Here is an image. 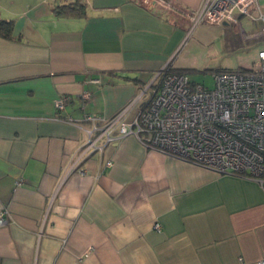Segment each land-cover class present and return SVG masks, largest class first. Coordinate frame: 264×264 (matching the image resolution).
Masks as SVG:
<instances>
[{
	"label": "crops",
	"instance_id": "obj_1",
	"mask_svg": "<svg viewBox=\"0 0 264 264\" xmlns=\"http://www.w3.org/2000/svg\"><path fill=\"white\" fill-rule=\"evenodd\" d=\"M68 1L0 0V19L13 21L11 36H0V264H259L264 183L132 134L98 139L101 148L81 156L85 113L116 116L165 64L188 72L174 60L188 23L132 0H82L84 16L54 13ZM173 1L196 10L205 0ZM227 25L239 49L228 23L192 31L205 39ZM63 96L71 99L58 109Z\"/></svg>",
	"mask_w": 264,
	"mask_h": 264
},
{
	"label": "built area",
	"instance_id": "obj_2",
	"mask_svg": "<svg viewBox=\"0 0 264 264\" xmlns=\"http://www.w3.org/2000/svg\"><path fill=\"white\" fill-rule=\"evenodd\" d=\"M132 1L144 8L155 3L165 6L188 23L189 32L199 24L226 22L234 28L235 44L241 49L264 41V5L257 0H205L196 10L183 8L173 0ZM240 17H246L251 25L242 26ZM252 60V67L213 70L212 87L190 80L184 69L165 64L116 116L107 119L84 114L92 126L87 129L89 136L81 156L100 149L98 139L107 143L132 134L148 148L218 174L264 183V47L256 50ZM89 97L90 92H82L81 98ZM70 99L63 96L54 105L63 108ZM134 105L136 114L127 119L125 115ZM94 130L97 134L91 137ZM4 213L0 212V223L4 222Z\"/></svg>",
	"mask_w": 264,
	"mask_h": 264
},
{
	"label": "rangeland",
	"instance_id": "obj_3",
	"mask_svg": "<svg viewBox=\"0 0 264 264\" xmlns=\"http://www.w3.org/2000/svg\"><path fill=\"white\" fill-rule=\"evenodd\" d=\"M221 28L216 33H211L212 35H204L209 31L205 30L202 35L207 37L205 39L198 35L199 29H194L191 33L187 32L174 54L175 61H183L187 67H190L188 70L190 80L200 82L207 87H212L214 84L213 70L248 68L253 64L254 50L249 51L244 47L232 48L229 42L230 26H221Z\"/></svg>",
	"mask_w": 264,
	"mask_h": 264
},
{
	"label": "trees",
	"instance_id": "obj_4",
	"mask_svg": "<svg viewBox=\"0 0 264 264\" xmlns=\"http://www.w3.org/2000/svg\"><path fill=\"white\" fill-rule=\"evenodd\" d=\"M52 10L57 15L65 16H84L86 13L85 2L82 0L55 2L54 5H52ZM12 26V20L0 19V36L9 38L11 36Z\"/></svg>",
	"mask_w": 264,
	"mask_h": 264
},
{
	"label": "water",
	"instance_id": "obj_5",
	"mask_svg": "<svg viewBox=\"0 0 264 264\" xmlns=\"http://www.w3.org/2000/svg\"><path fill=\"white\" fill-rule=\"evenodd\" d=\"M224 24H226V22H224Z\"/></svg>",
	"mask_w": 264,
	"mask_h": 264
}]
</instances>
